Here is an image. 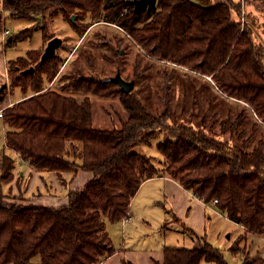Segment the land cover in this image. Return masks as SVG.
I'll return each instance as SVG.
<instances>
[{"label":"trees","instance_id":"trees-1","mask_svg":"<svg viewBox=\"0 0 264 264\" xmlns=\"http://www.w3.org/2000/svg\"><path fill=\"white\" fill-rule=\"evenodd\" d=\"M127 1L1 0L2 10L13 20L36 23L7 45L28 37L32 30L47 36L46 26L57 18L69 21L79 32V24L89 17L122 28L165 68L169 62L182 67L184 75L192 71L204 77L211 91L218 93L213 95L216 100L202 109L194 96L189 109L181 105L174 112L168 87L176 79L175 68L158 70L164 78V108L154 112L134 90L121 92L108 80L111 76L97 79L83 75L81 69L64 76L57 89L43 91V77L50 81L62 62L56 52L40 63L41 56L28 51L26 56L35 59L32 72H25L31 67L20 58L9 61V88H18L24 98L1 106L4 146L37 171L60 178L82 170L92 173V178L81 189L68 191L67 203L58 207L25 200L9 203L0 196V264H98L114 252L104 219L116 223L127 218L140 185L156 176L175 180L205 204L217 200L216 208L228 220L246 233L264 234V46L248 23L241 26L240 4L156 0L151 10H134ZM246 1H259L264 16V0ZM119 53L113 51L117 59L110 63L118 65ZM81 55L78 65L97 73L94 55ZM144 72L133 78L134 86ZM186 80L179 79L182 87H194ZM108 96L119 99L127 117L118 128H95L91 97ZM174 114L182 122L170 124ZM216 126L218 134L213 133ZM160 134L163 139L156 147L164 165L157 167L152 157L135 148ZM14 168L13 159L3 154L0 182L12 181ZM186 230L197 237L192 229ZM202 261L227 264L204 238L192 248H165L162 261L155 264ZM242 264L264 261L245 258Z\"/></svg>","mask_w":264,"mask_h":264},{"label":"rangeland","instance_id":"rangeland-1","mask_svg":"<svg viewBox=\"0 0 264 264\" xmlns=\"http://www.w3.org/2000/svg\"><path fill=\"white\" fill-rule=\"evenodd\" d=\"M192 1L202 6H211L222 0ZM232 1L240 4L238 19L241 20L243 18L248 21V25L252 27L257 41L261 42L264 46V16L261 10V3L259 1H250L249 4H247L246 0ZM234 18L237 19V16L235 17L234 15ZM252 21H255L254 25L251 23ZM0 22L3 23V28L8 30V35L4 37L5 47V44L1 41L3 37L0 25V89H5L3 90L4 92L2 91L4 98L0 100V108L10 99L16 98L14 93L17 90L19 91L18 88H9V81L6 77L2 58L4 57L7 62L20 58L26 67H33V60L35 59L31 60L30 57L26 56L27 52L35 51L34 54L41 56L47 42L54 37H59L62 39L63 43L60 48L56 50V54L62 62L56 75L50 81H48L46 77H43V91L49 88L57 89L60 87V84L63 83L62 78L64 76L67 77L76 74L77 69H81L80 71L83 75H91L97 77V79H102L104 76H114L116 67H118L121 76L125 80L135 78L137 73L140 74V72L144 70V78L141 76L136 81L133 90L154 112L163 110L164 78L158 73V70L164 69L165 67L163 65L165 64L158 62L155 57L142 50L122 28H117L115 24L105 23L103 21H92L91 18L88 17L79 24L82 28H79L81 30L76 32L73 30L69 21L57 18L52 25L50 24L51 26L49 24L46 26L47 36L43 37L39 30H32L28 37L7 45L14 35L35 27L36 23L13 20L8 13L2 10L1 2ZM38 25H40V21H38ZM115 50H122L124 52L122 55H120V53L117 55L119 58L117 60L119 66L116 62L110 63L113 59H115V61L117 59L113 55V51L115 52ZM85 52L94 55L95 58L92 56L91 60L96 67V71L98 70L97 73L90 70L87 66L82 67L78 65V59L80 56L82 57L81 54ZM107 57L110 58L109 62ZM166 63L168 68H165V70H170L171 68L177 69L176 79H172L169 82L170 87H168L171 93L174 112L177 113L181 105L189 109L193 103L194 96H198V103L202 109H206L210 101L216 100L213 95L216 96L218 93L215 90V92L211 91L212 87H210V84L207 82L208 80L204 77L192 71L184 75L182 67L169 62ZM99 69H102V73ZM182 77L185 78V81H187L186 79H190L194 83V87H182L179 83V79ZM4 85L5 87L3 88ZM27 92L30 93L29 90H27ZM183 100H185V102H183ZM91 101L92 120L95 128H118L121 120H125L127 117L117 97H91ZM216 113L217 116L221 114L220 112ZM173 116L174 119L170 120V124L182 122V120L178 118V114H174ZM213 130V133H219L218 126ZM4 131L5 128L0 119V160L3 154L16 160L14 152L4 146ZM220 138L224 139V137ZM162 139L163 135L160 134L148 144L137 146L135 150L140 154L152 157L154 164L157 167H162L164 165L163 157L156 147V143ZM17 163L19 162L17 161ZM59 179L62 180L61 178ZM28 181L30 180H19L18 183L13 182V180L10 182H0V196L7 198L4 200L5 202L12 203L14 201L18 203L20 200H37L35 195L38 194V192H53L56 190L54 185L48 182L47 179H45L44 182L45 186H30L29 189L27 187ZM26 190L29 192L28 195H26ZM156 198H158L160 203H156L149 207L143 205L146 200L142 197L137 200L135 210L139 216H143L141 211H144L148 217L147 222H149V224L144 225L139 221L136 232L132 233L128 230L131 234L129 236L132 237L131 240L134 238L135 241H140L144 246H153L161 242V244H164L168 248H191L193 244H195L194 241L198 244V240L204 238L209 244L220 251L227 264H242L245 258H249V260L262 258L264 261V234L246 233L241 226L228 220L225 215H222L213 201L207 204L210 208L207 207L208 211L203 218L202 213L199 211L194 214L192 210L185 211L181 206L177 205V203H174V201L166 197L157 196ZM186 213L188 219H184ZM175 217H180L181 220L178 221ZM136 221H138V219H136ZM104 223L116 247L119 238L118 234L121 233L122 229L121 225L107 222L106 219H104ZM186 227L191 228L197 237H191V231H187ZM231 249H234L237 253L233 254ZM200 264L215 263L202 261Z\"/></svg>","mask_w":264,"mask_h":264},{"label":"crops","instance_id":"crops-1","mask_svg":"<svg viewBox=\"0 0 264 264\" xmlns=\"http://www.w3.org/2000/svg\"><path fill=\"white\" fill-rule=\"evenodd\" d=\"M1 41L2 43L5 44L4 39L1 38ZM2 60H3L5 72H7L8 62L4 59V57L2 58ZM14 95H16L15 96L16 98L10 99L3 106H12L13 103L20 101L24 98L20 90L15 91ZM14 154L16 160L13 159L15 165V168L13 169V175H14L13 182L18 183L19 180H25V179L30 180L27 183L28 189L30 186L31 187L34 186L36 187L38 185L39 186L41 185V187L45 186L44 183L45 179H47L48 182L54 185L56 190L53 192L47 191L43 193L38 192V194L35 193L36 194L35 197H37V200L35 201L31 200V201L34 204L40 206L58 207L65 205L67 203L68 191L81 189L85 185V183L92 178V173L79 170L76 174L64 173L62 177H60L62 180H60L52 172L37 171L36 169L28 165L26 162H24L22 159H20L17 153L14 152ZM17 161L19 163H17ZM17 191H18V187H17ZM26 191H27L26 195H28L29 192L28 190ZM157 196L166 197L167 199L174 201V203H177V205L181 206L185 211L192 210L194 214L195 212L199 211L202 213L203 218L208 211L207 207L209 206L207 204L203 203L200 199L196 198L189 191L183 189L180 186V184L175 180L170 179L166 176H156L151 179H147L140 185L138 191L131 199L130 210H129L130 219L122 220L117 223H114V224H120L122 228L121 233L118 234L119 238L117 240L116 247L113 244L112 237H110L106 229V232L108 234L114 252L112 255L102 259L98 264H123L125 261L130 262L132 264H155V262L162 261L163 251L165 248L168 247H166L164 244H161V242L153 246H144V244H142L140 241H135L134 238L133 240H131L132 237L129 236L131 234L128 232V230L132 233L136 232L137 224L139 221H141L142 224L144 225L149 224V222H147L148 217L146 216L145 212L141 211L143 213L142 214L143 216H139V214L135 210V204L137 200L140 197H142L143 199L146 200V202H144L143 205H147V207H149L156 203H160L158 198H156ZM187 213L185 214L184 219H188ZM175 218L178 219V221L181 220L180 217H175ZM136 219H138V221H136ZM190 236L193 237L192 235ZM194 243L195 244H193V246L196 245L195 241Z\"/></svg>","mask_w":264,"mask_h":264},{"label":"water","instance_id":"water-1","mask_svg":"<svg viewBox=\"0 0 264 264\" xmlns=\"http://www.w3.org/2000/svg\"><path fill=\"white\" fill-rule=\"evenodd\" d=\"M131 5L134 6V8H138L140 6H146L149 10L154 8L156 0H131L129 1ZM70 20L74 22V16H71ZM10 40V39H9ZM62 44V39L59 37H54L50 39L45 48L44 51L40 57V63L44 62L45 60L49 59L50 57L55 55L56 50L60 47ZM33 67L29 68L25 72H32ZM109 81L116 84L119 88V90L125 94L131 92L134 87L133 81H126L121 76L120 73H116L114 77L108 78ZM5 85L3 86V88Z\"/></svg>","mask_w":264,"mask_h":264},{"label":"built area","instance_id":"built-area-1","mask_svg":"<svg viewBox=\"0 0 264 264\" xmlns=\"http://www.w3.org/2000/svg\"><path fill=\"white\" fill-rule=\"evenodd\" d=\"M241 26H243L244 24H247L248 22L246 20H244L243 18L240 20ZM1 25V34L2 37L4 39L5 36L8 35V30L3 28V23L0 22ZM217 202V200H214L213 203L215 204ZM130 216H128L127 218H125L124 220H129Z\"/></svg>","mask_w":264,"mask_h":264},{"label":"flooded vegetation","instance_id":"flooded-vegetation-1","mask_svg":"<svg viewBox=\"0 0 264 264\" xmlns=\"http://www.w3.org/2000/svg\"><path fill=\"white\" fill-rule=\"evenodd\" d=\"M129 1H131V0H128L127 2L129 3ZM129 5H130V6H132L134 10H136V9H138V8H139V7H138V8H134V6H133V5H131L130 3H129ZM140 7H145L147 10H149V9H148L146 6H140ZM150 10H151V9H150ZM115 26H117V25H115ZM117 28H120V27H119V26H117ZM123 53H124V52L121 50V51H120V54L122 55ZM116 73H120V70H119V69H117V70H116ZM116 73H115V74H116ZM114 76H115V75H114ZM114 76H112V77H114ZM120 76H121V73H120ZM121 77H122V76H121ZM110 78H111V77H110ZM122 78H123V77H122ZM123 79H124V78H123ZM124 80H125V79H124ZM126 81H133V82H134V80H133V79H131V80H126Z\"/></svg>","mask_w":264,"mask_h":264}]
</instances>
